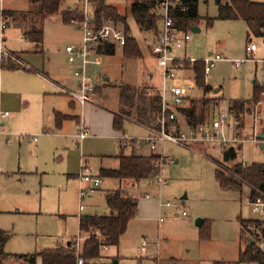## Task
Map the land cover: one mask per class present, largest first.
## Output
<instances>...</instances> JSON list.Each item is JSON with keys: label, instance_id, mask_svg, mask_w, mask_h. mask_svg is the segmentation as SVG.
Wrapping results in <instances>:
<instances>
[{"label": "rangeland", "instance_id": "1", "mask_svg": "<svg viewBox=\"0 0 264 264\" xmlns=\"http://www.w3.org/2000/svg\"><path fill=\"white\" fill-rule=\"evenodd\" d=\"M32 1L3 0L0 22L3 9L29 11ZM131 1L107 0L120 14H127L130 33L138 40L142 55L126 57L124 48L117 46L115 55H99L103 63L91 65L99 82L96 95L101 93V98L95 102L113 112H120V88L128 86L135 88L139 94L144 92L153 96L158 94L161 85L156 61L144 44L145 39L154 33H140L138 23L130 16ZM230 1L199 0L200 18L194 25L198 30L192 27L188 31L191 38L185 47L173 52L177 58L199 61L211 57L210 54L223 58L205 75L206 83L212 87L209 93L197 86L193 72L186 70L178 73V79L182 78L180 84L188 89L189 97L204 122L214 121L218 112L229 106V102L251 99L255 83L264 86V64L253 61L264 60V39L249 36L247 24L242 19L224 20L218 17L219 3L226 5ZM250 1L264 3V0ZM75 2L68 0L63 9L67 10ZM210 20H213L212 23ZM7 25L2 43L9 51L5 61L14 69H0V110L11 113L4 122L7 136L0 142V231L9 233L6 253L26 255L39 249L56 248L59 243L65 244L79 237L80 215H105L109 212L106 184L83 201L79 196L80 180L77 175L81 170V153L87 156L96 170L101 165L98 161L100 156L119 155L121 150L118 140L100 137L81 146L68 138L76 131L75 122L68 121L62 128L55 125V111L69 112L70 99L49 84L43 74L50 75L62 85H73V70L64 49L76 43L81 34L64 23L61 15L53 16L43 27L44 52L36 53L23 40L19 27L12 19ZM251 44L258 47L254 56L247 52ZM13 51L22 54L21 60ZM247 59L250 60L239 68L235 67V62ZM1 62L0 57V65ZM103 74L107 76L105 79ZM76 108L79 110L80 107ZM248 108L249 111L239 120L234 117L230 122L234 127L239 124L244 136L250 138L243 145H229L239 148L235 162H225L224 150L217 144H196L192 148L169 142L159 144L157 152L175 161L174 164H165L162 170L167 185L161 186L149 179L135 188L139 212L130 221L119 247L109 253L103 248L107 259L93 260L95 262L88 264H214L219 261L258 264L243 263L239 259L240 249L245 248L242 220L255 218L246 203L249 189L247 186L242 191L222 188L216 176L219 169L225 176H234L231 169L236 163L246 166L264 164V149L260 146L264 142L258 137V143L253 141L254 135L264 132V124L254 120L257 112L264 114V100L261 98L259 103H249ZM125 133L131 141L136 139L143 144L148 135L144 127L128 122ZM129 141L124 140V144L130 145ZM132 150L128 146L124 153L131 156L134 153ZM150 151L149 148H139L135 153ZM106 160L110 168L118 167L116 158ZM160 198L164 204L170 203V207H158ZM81 204L84 205L82 214ZM184 212L187 216L183 215ZM144 240L148 242L145 252L142 250ZM74 241L83 243L79 239L70 242ZM5 264H24V261L14 256Z\"/></svg>", "mask_w": 264, "mask_h": 264}, {"label": "trees", "instance_id": "2", "mask_svg": "<svg viewBox=\"0 0 264 264\" xmlns=\"http://www.w3.org/2000/svg\"><path fill=\"white\" fill-rule=\"evenodd\" d=\"M68 0H33L29 11H9L3 10L2 17L9 23V19L15 22V25L23 32L24 39L40 47L44 39V21L45 19L61 15L62 21L70 25L71 20L78 18L75 12L64 10V4ZM94 14L99 20L102 15L112 18L118 25L125 28L127 43L124 46V55L126 57H140L142 51L137 39L130 33L127 20V14L122 15L118 10L107 5L106 0H91ZM187 11L175 16L176 26L183 32H188L199 20L198 4L199 0H186ZM153 3L150 1H134L130 7V16L133 17L139 25L141 32L156 33L158 29V20L152 13ZM220 19L236 20L242 19L248 27L249 36L254 35L264 39V3L252 2L250 0H231L226 5L219 3ZM213 20H210L212 23ZM116 46L113 44H99L97 54L115 55ZM22 67V66H21ZM20 68V67H19ZM0 69H14L7 61H2ZM17 69V68H16ZM195 76L198 87L205 93L212 91V87L206 83L205 63L203 60H197L190 68ZM254 96L249 100H237L231 102V111L234 117L239 120L240 117L249 111V103H259L261 98L264 100V86L254 84ZM120 112L114 115V128L117 131L124 132V124L127 121L142 126H152L156 121V113L160 109V98L158 94L153 96L144 92L140 93L131 87L120 88ZM191 103L185 109L181 110L182 116L186 119L187 125L196 127L204 123L202 116L198 115L197 106ZM66 116L57 115V122L66 119ZM223 160L225 162H235L238 158L239 148H224ZM160 155L150 154L144 156L139 153H133L131 156L124 155V146H121V153L118 156L120 166L118 169H101L99 175L101 178H112L119 182L120 187L114 192L106 195V202L109 213L105 215H83L80 217V232L85 235L83 243L79 246L76 241L70 242L65 247L40 250L34 254L16 255L23 259L25 264H36L38 259L42 264H85L89 261L101 258L103 247H118L121 238L127 232L130 221L136 217L138 212V201L133 195V189L152 178L158 172L155 162ZM218 163V162H217ZM234 176H225L219 169L216 176L222 188L236 189L242 191L244 186L252 189L254 195L256 190L264 193V164L255 163L244 167L242 163H236L231 169ZM129 187H125V185ZM252 221L242 220V228ZM203 229V222L201 223ZM203 234V233H202ZM244 241V240H243ZM245 248L240 249V262H257L264 264V256L255 252L251 243L244 242ZM3 251V240L0 236V264L9 257ZM214 264H231L226 262H215Z\"/></svg>", "mask_w": 264, "mask_h": 264}, {"label": "built area", "instance_id": "3", "mask_svg": "<svg viewBox=\"0 0 264 264\" xmlns=\"http://www.w3.org/2000/svg\"><path fill=\"white\" fill-rule=\"evenodd\" d=\"M139 1H150L153 3L152 13L158 20V29L152 37L145 39L144 44L148 48L152 58L156 61V69L160 72L162 79L158 90L160 109L155 114V124L147 127L151 134L145 139V144L155 152L158 145L165 142L190 148L196 144H217L223 149L230 147V144L249 142L250 138L244 136L243 128L239 124L235 127L230 124L231 119L234 118L231 104L227 108L221 109L218 112V117L212 122H204L196 127L187 125V121L182 116L181 110L188 107L190 100L189 91L179 84L177 79L179 72L189 70L197 60L177 58L173 54L174 50L184 48L187 41L191 38L189 32H183L176 26L175 16L187 11L186 0ZM0 4H3V0H0ZM67 11L75 12L78 15V18L71 20L70 25L81 34V40L80 43L71 44L65 48L68 61L71 64H76L74 76L78 82L77 91L66 90V93L74 97L80 105L84 106L93 103L92 95L99 86L98 80L89 73L88 69L91 64H102L100 58L94 60V55H97V46L108 43L124 48L127 43V36L125 28L118 25L109 16L102 15L98 20L94 14L91 0H76L72 7L67 8ZM6 29L7 21L1 17L0 37L2 39ZM257 50L258 47L255 44L247 47V52L251 56H254ZM7 56H9V51H6L2 40H0L1 61H5V57ZM212 56L203 60L205 63V75H208L215 65L223 60L219 56ZM249 60L235 62L234 65L236 68H239ZM253 61L264 64V60L253 59ZM9 116L10 112L0 110V139L5 134L3 122ZM254 120L256 123L264 124V114L262 115L260 112H257ZM232 132L233 135H231ZM87 135V129L81 127L77 137L82 140ZM257 137V134L256 136L254 135V142H258ZM124 139H128L126 135L122 140L124 141ZM174 163L175 161L171 157L161 155L155 162L158 172L150 180L159 183L161 186L167 185V182L162 177V170L165 164ZM243 166L246 167L245 164ZM78 178L81 184H83L80 188V198L82 201L90 193L100 188L102 184L99 172L94 170L84 160L81 162ZM248 189L249 194L246 198V203L251 207L255 218L248 220L252 222L243 227V240L245 243H251L255 248V252H259L264 256V193L256 190V195H254L252 189L250 187ZM146 197L149 198V195L147 194ZM159 203L160 208L164 206L170 207L171 205L170 203L164 204L161 198L159 199ZM80 208L83 210L84 205L81 204ZM183 215L187 216V213L184 212ZM79 240L81 241V239ZM77 244L78 246L80 245L79 243ZM147 245V240H144L142 246L144 252L147 249Z\"/></svg>", "mask_w": 264, "mask_h": 264}, {"label": "crops", "instance_id": "4", "mask_svg": "<svg viewBox=\"0 0 264 264\" xmlns=\"http://www.w3.org/2000/svg\"><path fill=\"white\" fill-rule=\"evenodd\" d=\"M134 1H136V0H132L131 2L133 3ZM106 2H107V0H106ZM107 5H109V3L107 2ZM109 6H111V5H109ZM114 7V6H113ZM3 10H6V9H3ZM2 10V11H3ZM53 17V16H52ZM52 17H49V18H47V19H45V21H44V24L46 23V21L48 20V19H50V18H52ZM62 19V18H61ZM128 24H129V19H128ZM10 25V24H9ZM9 25H7V27L9 26ZM193 29H195L196 31L198 30V28L197 27H194ZM19 31L21 32V36H22V38H23V40L24 41H26L29 45H31L32 46V49H34L33 51L34 52H36V53H41V52H44V39H43V43H42V45L40 46V47H38V46H35L34 44H32V43H30V42H28L26 39H24V36H23V32L19 29ZM140 33H141V31H140ZM135 37V36H134ZM136 38V37H135ZM80 40H81V36L79 37V40L76 42V43H73V44H78V43H80ZM2 41L4 42L5 40H3L2 39ZM138 41V40H137ZM4 45V44H3ZM71 45V44H70ZM5 46V45H4ZM6 47V46H5ZM42 48V49H41ZM258 51V50H257ZM256 51V52H257ZM14 53L16 52V54H18L19 55V57H20V60H21V57H22V54L20 53V52H17V51H13ZM64 53L67 55V53H66V51H65V49H64ZM213 54H210V56H212ZM97 58H100L99 57V55L97 54V55H94V60L95 59H97ZM67 61H68V59H67ZM68 63H69V66L70 67H72V74H73V76H72V80H73V85L72 86H67L66 84H61V82L60 81H58V80H55V78H51L50 77V75H48V74H43L44 75V78L48 81V83L49 84H52L53 86H55V87H57L58 88V90L62 93V94H65V95H67L68 97H69V99H70V101H69V104H68V107H69V109H68V111L69 112H67V111H60V110H58V111H55V114H54V121H55V125H56V127H58V128H62L63 126H64V123H66V122H68V121H73V122H75L76 123V126H77V128H76V131L74 132V133H72V134H69L68 135V138H71V139H73V140H75V141H77L79 144H81V146H86L87 144H88V141H92V140H96L98 137H100V138H106V139H116V140H118V147H119V150H121V146H124V151L127 149V147L129 146V147H131L133 150H132V152H135L136 151V149L137 150H139V148H141V149H145V148H149L146 144H145V139L147 138V137H149L150 136V131L147 129V127H149V126H142V125H139V126H142V127H144V129H146V131L148 132V135L143 139V141H144V144H143V142L141 143V142H136L137 140L136 139H134V140H130V139H126V140H130L129 142H131V144L130 145H128V144H124L125 142L122 140L123 139V137L126 135V133H125V125H126V123L128 122V123H132V122H130V121H127L125 124H124V132H121V131H117V130H115V128H114V115L115 114H118L119 113V111L118 112H116V111H109L108 109H105L104 107H102L100 104H97L96 102H95V100H98V99H100L101 98V93L100 94H98V95H96V93L98 92V89L96 90V92H95V94H93L92 95V99H93V103L91 104V103H89V104H86V105H84V106H82V105H80L79 103H78V101L74 98V97H72V96H69L67 93H66V90L67 91H73V92H75V91H77L78 90V82H77V79L75 78V76H74V71H75V68H76V64H71L69 61H68ZM103 63V62H102ZM91 65H96V64H91ZM89 66V73L92 75V76H94V74L93 73H95L96 72V70H95V68L94 67H92V66ZM19 67L21 68V66H18L17 67V69H19ZM3 71V70H2ZM187 71H191V72H193L191 69H189V70H187ZM105 75L106 74H103V78L105 79L106 77H105ZM95 77V76H94ZM180 79H182V78H180ZM180 79H177V82L180 84ZM64 81H66V80H64ZM161 83H162V79H161ZM159 87H160V85H159ZM158 87V88H159ZM45 88H47V85H45ZM93 104H96V105H93ZM229 104H231V102H229ZM76 106H79L80 108H79V110H77V108H76ZM118 110H120V109H118ZM65 112H67V113H65ZM58 114H61L62 116H66L67 118L66 119H62L60 122H57V115ZM10 115H11V113H10ZM10 117V116H9ZM8 117V118H9ZM7 118V119H8ZM7 119H5L4 120V122L7 120ZM4 122H3V130H4V132H5V134L1 137V139H0V142H1V140H2V138L3 137H5V136H7V131H6V127H5V125H4ZM133 124V123H132ZM135 124V123H134ZM135 125H137V124H135ZM81 127H84V128H86L87 129V131H88V135L85 137V138H83L82 140L81 139H79L78 137H77V134H78V131L80 130V128ZM258 135V138H259V136H260V133L259 134H257ZM260 139V138H259ZM125 140V139H124ZM261 140V139H260ZM255 143H258V142H255ZM260 144V143H259ZM239 145V144H238ZM240 145H243V144H240ZM262 144H260V146H261ZM135 147H137V148H135ZM150 149V148H149ZM151 150V149H150ZM139 152V151H138ZM121 153V152H120ZM139 154H142V155H146V156H148V155H150V154H157V155H162V154H160L159 152H157V150L154 152V151H150V152H148V153H146V154H144V153H139ZM120 155V154H119ZM117 153L116 154H107V155H102V156H100L99 158H100V160H98L99 161V163L101 162V165H99V167L96 169V171L97 172H99L101 169H107V170H114V169H118L119 168V166H120V160L118 159V156H119ZM124 155H126L125 153H124ZM163 156V155H162ZM81 157H82V160H81V162L84 160V161H86V162H88L89 164H91V162L89 161V159L87 158V156L86 155H84V154H82L81 153ZM165 157V156H164ZM108 158H116L117 159V161H118V167L117 168H110L109 166H108V164L106 163V159H108ZM177 163V162H176ZM79 175V174H78ZM78 175H77V177H78ZM79 179V178H78ZM80 182V181H79ZM103 184H106V188H107V194L108 193H110V192H114L115 190H117L119 187H120V184H119V182L117 181V180H115V179H112V178H102V184H101V186L103 185ZM142 184V183H141ZM108 185V186H107ZM83 186V184H81V182H80V187H79V196H80V188ZM101 186H100V188H101ZM140 186V185H139ZM125 187H129V185H125ZM100 188H98L99 190H100ZM96 191V190H95ZM94 191V192H95ZM134 191H135V189H133V195L135 196V194H134ZM93 192V193H94ZM92 194V193H91ZM90 194V195H91ZM106 194V195H107ZM89 196V195H88ZM135 198H136V196H135ZM158 207H160V203H159V200H158ZM83 205V204H82ZM80 207H81V205H80ZM109 210V209H108ZM83 211H84V208H83V210H81V208H80V213L82 214L83 213ZM138 212H139V204H138ZM138 212H137V214H138ZM109 213V212H108ZM107 213V214H108ZM83 215H95V214H82V215H80V217L81 216H83ZM80 217H79V224H80ZM126 234V233H125ZM8 235H9V233H7V232H2V231H0V236H1V238H2V240H3V251L5 252V246H6V244H7V240H8ZM123 237H124V235H123ZM122 237V238H123ZM121 238V239H122ZM75 239H81L82 241L85 239V235L84 234H81V232H80V228H79V237H76V238H73V239H70V240H68L65 244H66V246L70 243V241L71 240H75ZM65 244H61V243H59L58 244V246L56 247V248H58V247H64L65 246ZM119 247V246H118ZM118 247H113V246H109V247H107L106 249L107 250H105L106 252H110L112 249H115V248H118ZM104 248V247H103ZM102 248V249H103ZM53 249V248H52ZM40 250H43V249H39V250H37V252L38 251H40ZM6 253V252H5ZM107 253V254H108ZM6 254H8V253H6ZM104 252H103V250H101V258L100 259H98V260H101V259H104V258H106L107 259V257H104ZM10 256L9 257H7L5 260H4V264H5V262H6V260L7 259H9V258H11V257H14V256H16V255H12V254H9ZM26 255H28V254H26ZM114 258V257H113ZM23 260V259H22ZM98 260H95V261H98ZM95 261H89V262H87V263H85V264H88V263H90V262H95ZM24 264H25V262H24ZM36 264H42V260L41 259H38L37 260V262H36Z\"/></svg>", "mask_w": 264, "mask_h": 264}, {"label": "water", "instance_id": "5", "mask_svg": "<svg viewBox=\"0 0 264 264\" xmlns=\"http://www.w3.org/2000/svg\"><path fill=\"white\" fill-rule=\"evenodd\" d=\"M259 138L264 142V132L260 134ZM261 148L264 149V143L261 145ZM201 223H200V226H201Z\"/></svg>", "mask_w": 264, "mask_h": 264}]
</instances>
